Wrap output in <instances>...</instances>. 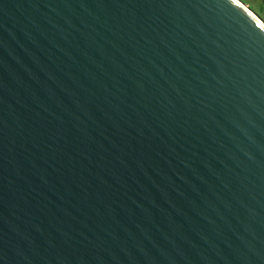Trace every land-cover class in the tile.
<instances>
[{"label":"water","instance_id":"95a60500","mask_svg":"<svg viewBox=\"0 0 264 264\" xmlns=\"http://www.w3.org/2000/svg\"><path fill=\"white\" fill-rule=\"evenodd\" d=\"M0 264H264V26L0 0Z\"/></svg>","mask_w":264,"mask_h":264},{"label":"rangeland","instance_id":"374dc122","mask_svg":"<svg viewBox=\"0 0 264 264\" xmlns=\"http://www.w3.org/2000/svg\"><path fill=\"white\" fill-rule=\"evenodd\" d=\"M264 23V0H239Z\"/></svg>","mask_w":264,"mask_h":264},{"label":"bare ground","instance_id":"6f19581e","mask_svg":"<svg viewBox=\"0 0 264 264\" xmlns=\"http://www.w3.org/2000/svg\"><path fill=\"white\" fill-rule=\"evenodd\" d=\"M236 2H238L243 8H245L252 16H254V18H256V20L264 26V23L249 9L247 8L243 3L239 2L238 0H235Z\"/></svg>","mask_w":264,"mask_h":264}]
</instances>
